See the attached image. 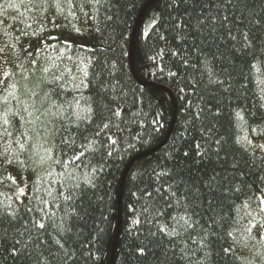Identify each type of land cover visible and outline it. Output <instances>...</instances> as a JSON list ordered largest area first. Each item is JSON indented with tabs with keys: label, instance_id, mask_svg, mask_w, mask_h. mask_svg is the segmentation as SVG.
I'll use <instances>...</instances> for the list:
<instances>
[{
	"label": "trees",
	"instance_id": "trees-1",
	"mask_svg": "<svg viewBox=\"0 0 264 264\" xmlns=\"http://www.w3.org/2000/svg\"><path fill=\"white\" fill-rule=\"evenodd\" d=\"M149 1L0 0V264H264V0Z\"/></svg>",
	"mask_w": 264,
	"mask_h": 264
},
{
	"label": "rangeland",
	"instance_id": "rangeland-1",
	"mask_svg": "<svg viewBox=\"0 0 264 264\" xmlns=\"http://www.w3.org/2000/svg\"><path fill=\"white\" fill-rule=\"evenodd\" d=\"M71 7L74 8L75 6H71ZM25 21H27L26 18H25ZM3 42L4 41L0 37V90L6 85V90L9 91L14 86V81L11 80L12 79V74H11L12 68H11L8 52ZM73 43L81 44V45L88 44L86 39H77ZM263 145H264V142H263ZM13 179L18 185L19 192L25 193L28 188V184H29L28 178L24 175L14 174ZM262 207L264 211V201L262 203ZM263 238H264V231H263Z\"/></svg>",
	"mask_w": 264,
	"mask_h": 264
},
{
	"label": "water",
	"instance_id": "water-1",
	"mask_svg": "<svg viewBox=\"0 0 264 264\" xmlns=\"http://www.w3.org/2000/svg\"><path fill=\"white\" fill-rule=\"evenodd\" d=\"M154 1H155V0H151V1H149V2L147 3V5L144 7V9H143V11L141 12L140 17H139V19H138V21H137V23H136V27H135V30H134V33H133V37H132V51H133V47H134V38H135L136 32H137V30H138V26H139L140 22L142 21V18H143V15H144L146 9H147L148 6H149L152 2H154ZM130 166H131V164L128 166V168L126 169V171H125V173H124L123 180H122V185H121V189H122L123 184H124V182H125V179H126V176H127L128 171H129V169H130ZM120 226H121V223L119 222L118 229H117L116 236H115V242H114V245H113V251H112V264H114L115 248H116V242H117V240H118V236H119Z\"/></svg>",
	"mask_w": 264,
	"mask_h": 264
},
{
	"label": "snow or ice",
	"instance_id": "snow-or-ice-1",
	"mask_svg": "<svg viewBox=\"0 0 264 264\" xmlns=\"http://www.w3.org/2000/svg\"><path fill=\"white\" fill-rule=\"evenodd\" d=\"M45 71H47V69H45ZM40 227H41V228H43V227H44V225H43V224H41V225H40Z\"/></svg>",
	"mask_w": 264,
	"mask_h": 264
}]
</instances>
